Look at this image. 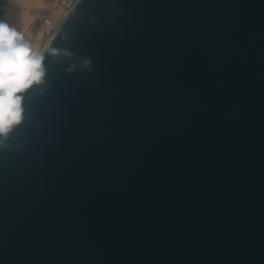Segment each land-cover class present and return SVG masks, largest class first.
Returning a JSON list of instances; mask_svg holds the SVG:
<instances>
[{
    "label": "water",
    "instance_id": "water-1",
    "mask_svg": "<svg viewBox=\"0 0 264 264\" xmlns=\"http://www.w3.org/2000/svg\"><path fill=\"white\" fill-rule=\"evenodd\" d=\"M49 46L0 264H264V0H78Z\"/></svg>",
    "mask_w": 264,
    "mask_h": 264
},
{
    "label": "clouds",
    "instance_id": "clouds-1",
    "mask_svg": "<svg viewBox=\"0 0 264 264\" xmlns=\"http://www.w3.org/2000/svg\"><path fill=\"white\" fill-rule=\"evenodd\" d=\"M45 53L53 58L70 55L51 46L44 53L34 50L22 32L0 19V150H11L9 135L23 122V94L46 80ZM82 66L89 68V61ZM75 69L72 64L67 71Z\"/></svg>",
    "mask_w": 264,
    "mask_h": 264
},
{
    "label": "rangeland",
    "instance_id": "rangeland-1",
    "mask_svg": "<svg viewBox=\"0 0 264 264\" xmlns=\"http://www.w3.org/2000/svg\"><path fill=\"white\" fill-rule=\"evenodd\" d=\"M3 20L22 32L29 44H36L35 50L41 47L50 37L53 27H48L51 15L56 13L58 23L65 11L59 0H0Z\"/></svg>",
    "mask_w": 264,
    "mask_h": 264
},
{
    "label": "bare ground",
    "instance_id": "bare-ground-1",
    "mask_svg": "<svg viewBox=\"0 0 264 264\" xmlns=\"http://www.w3.org/2000/svg\"><path fill=\"white\" fill-rule=\"evenodd\" d=\"M69 11L65 12L64 16L61 18V20L57 23L56 19H57V14L54 13L51 15L50 21L48 23V27H53V31L50 35V37L48 38V40L45 42V44L41 47V49L39 51H43V49L45 48V46L47 45V43L50 41V39L52 38V36L54 35V33L56 32V30L59 28V26L62 24V22L64 21V19L66 18V16L68 15ZM33 49H36V44L33 43L31 44Z\"/></svg>",
    "mask_w": 264,
    "mask_h": 264
},
{
    "label": "built area",
    "instance_id": "built-area-1",
    "mask_svg": "<svg viewBox=\"0 0 264 264\" xmlns=\"http://www.w3.org/2000/svg\"><path fill=\"white\" fill-rule=\"evenodd\" d=\"M77 1L78 0H59V5L62 7V9L65 12H67V11L70 12ZM2 18H3V13L0 10V19H2Z\"/></svg>",
    "mask_w": 264,
    "mask_h": 264
}]
</instances>
